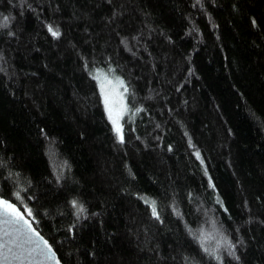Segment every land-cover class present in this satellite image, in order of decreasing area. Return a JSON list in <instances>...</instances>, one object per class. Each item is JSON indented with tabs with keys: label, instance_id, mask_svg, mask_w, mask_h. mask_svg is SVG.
<instances>
[{
	"label": "trees",
	"instance_id": "1",
	"mask_svg": "<svg viewBox=\"0 0 264 264\" xmlns=\"http://www.w3.org/2000/svg\"><path fill=\"white\" fill-rule=\"evenodd\" d=\"M0 197L63 264H264V0H0Z\"/></svg>",
	"mask_w": 264,
	"mask_h": 264
},
{
	"label": "water",
	"instance_id": "2",
	"mask_svg": "<svg viewBox=\"0 0 264 264\" xmlns=\"http://www.w3.org/2000/svg\"><path fill=\"white\" fill-rule=\"evenodd\" d=\"M0 199L6 200L1 197ZM9 202L12 203L11 201ZM15 206L19 209L17 205ZM19 210L24 214V221H28V223H25L24 221H20L17 224L6 223V220L12 219L8 214L0 218V247H3L4 249L3 255H0V264H63L51 243L40 233L39 230L36 229L31 219H29L21 209ZM29 224L31 229H35V232H38L39 236L43 237V240L48 242V245L51 246L50 252L43 244V241H39V238L31 232ZM20 225H23L25 232L31 235V242L21 233L16 231ZM37 241L39 242V248H36L35 242ZM34 248H36V250L31 251ZM9 249H11V251H9ZM41 249L43 250V253H41ZM29 252H31V254H29Z\"/></svg>",
	"mask_w": 264,
	"mask_h": 264
},
{
	"label": "snow or ice",
	"instance_id": "3",
	"mask_svg": "<svg viewBox=\"0 0 264 264\" xmlns=\"http://www.w3.org/2000/svg\"><path fill=\"white\" fill-rule=\"evenodd\" d=\"M7 18H5L6 20ZM49 31L51 32V34L56 37L59 36V32L57 30H53L51 26H49ZM137 111H140V109H137ZM109 119L112 121L114 127H115V131L118 134V138L121 142H123V133H122V128L118 122V118L113 119L112 115H111V111L109 110ZM197 157L199 158V153H197ZM17 197L19 198V193H17ZM145 202L146 203H150L151 207H152V213L154 216H157L158 218V213H157V208H156V202L154 200L149 201L147 198H145ZM73 206L75 207L77 202L76 201H72ZM80 211H83V207H80ZM6 214L10 215V217L12 218L11 220H6V223H13V224H17L20 221H24V214L20 212V210L18 208H16V206L12 203H10L8 200H3L0 199V218L4 217ZM28 215L31 216L32 212L29 209L28 210ZM25 223H28V221H24ZM29 228L31 229V226L29 224ZM17 232L21 233L23 236L26 237V239L28 241L31 242L32 237L31 235H29L27 232H25L23 225H20V227H18L16 229ZM31 232L35 234V236H37L39 238V241H43V244L47 247L48 251H51V246L48 245V242L46 240H43V237L39 236L38 232H35V229H31ZM36 243V248H39V242H35ZM234 247V246H232ZM36 248L32 249L31 251H35ZM3 247H0V255H3ZM9 251H11V249H9ZM205 251H208V249H205ZM41 253H43V250L41 249ZM29 254H31V252H29Z\"/></svg>",
	"mask_w": 264,
	"mask_h": 264
},
{
	"label": "rangeland",
	"instance_id": "4",
	"mask_svg": "<svg viewBox=\"0 0 264 264\" xmlns=\"http://www.w3.org/2000/svg\"><path fill=\"white\" fill-rule=\"evenodd\" d=\"M97 78L99 80L98 82L100 84L99 85L100 92L102 95V99L107 115L109 117V110H110L112 118L113 119L118 118V122L122 128V133H123L122 118L127 112V105L125 99V86L120 79L105 72H98Z\"/></svg>",
	"mask_w": 264,
	"mask_h": 264
}]
</instances>
